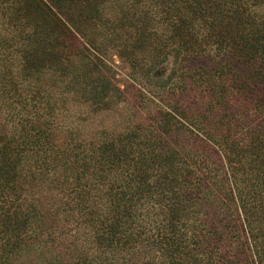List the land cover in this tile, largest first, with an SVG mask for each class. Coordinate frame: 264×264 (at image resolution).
I'll return each instance as SVG.
<instances>
[{"label": "trees", "instance_id": "trees-1", "mask_svg": "<svg viewBox=\"0 0 264 264\" xmlns=\"http://www.w3.org/2000/svg\"><path fill=\"white\" fill-rule=\"evenodd\" d=\"M147 1L0 0V264H264V0Z\"/></svg>", "mask_w": 264, "mask_h": 264}, {"label": "rangeland", "instance_id": "rangeland-1", "mask_svg": "<svg viewBox=\"0 0 264 264\" xmlns=\"http://www.w3.org/2000/svg\"><path fill=\"white\" fill-rule=\"evenodd\" d=\"M131 2V0H129ZM127 3L128 6H133L132 2ZM137 3L136 7L134 8L139 9L140 11L137 12V14L140 16L142 13L147 12L148 9L151 7V3L147 0L144 2L142 0H133V3ZM110 9L107 10L108 14H110ZM81 17L83 20L82 23L86 26L85 28H89L90 26L85 23L87 21V18ZM94 30V28L92 29ZM100 39V38H98ZM119 40H115L112 38V40L108 39L104 41V45H106V54H105V63L107 65V69L111 74L112 79L115 81L116 85L119 86L120 88H123L127 86L131 81L130 75L133 71H131L129 63L126 61V59L121 55V52H119L120 47H116V45L119 43ZM160 66V65H159ZM162 66V65H161ZM160 68V67H159ZM164 69V68H163ZM170 70V67L164 69V74L166 75ZM158 79L157 78H149V79H143L142 83H145L144 86H149L150 84L152 85L153 83H157ZM137 87L139 84H135ZM119 111V110H118ZM119 118V114L117 110L115 111H109L107 113H102V116L97 117L95 122L102 121L103 122H111V120H115Z\"/></svg>", "mask_w": 264, "mask_h": 264}]
</instances>
